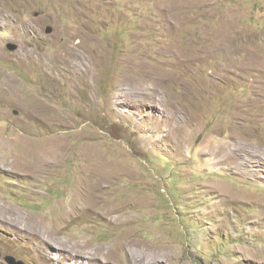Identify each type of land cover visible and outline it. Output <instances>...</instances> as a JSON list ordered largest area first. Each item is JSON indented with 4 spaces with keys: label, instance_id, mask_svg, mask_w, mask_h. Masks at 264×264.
<instances>
[{
    "label": "rangeland",
    "instance_id": "rangeland-1",
    "mask_svg": "<svg viewBox=\"0 0 264 264\" xmlns=\"http://www.w3.org/2000/svg\"><path fill=\"white\" fill-rule=\"evenodd\" d=\"M0 250L264 264V0H0Z\"/></svg>",
    "mask_w": 264,
    "mask_h": 264
},
{
    "label": "bare ground",
    "instance_id": "bare-ground-1",
    "mask_svg": "<svg viewBox=\"0 0 264 264\" xmlns=\"http://www.w3.org/2000/svg\"><path fill=\"white\" fill-rule=\"evenodd\" d=\"M111 197V196H110ZM109 198L106 197V195L104 193H101L100 191L97 193H92V190H87L86 192L83 193L82 195V203H79V211H84L85 209L93 214L96 215H100L98 212H100L101 210H106L108 214L113 215V213L117 211V209H111L109 206ZM111 201V200H110ZM118 203V202H117ZM115 207V206H114ZM104 213V212H103ZM106 213V212H105ZM107 215V214H106ZM105 217V215H104ZM113 217V216H112ZM115 217H117V222H122L124 221V219L121 220V216L120 215H115ZM114 217V218H115ZM118 224V223H117ZM131 233V232H130ZM132 242V238L131 236L127 233L124 236V243L123 246L121 247H125L123 248L126 252V257H129V253H128V247H130V243ZM121 243V242H120ZM124 252V253H125ZM131 258V257H130ZM129 258V259H130ZM132 260V259H131ZM129 261V260H128ZM127 261V264H129ZM133 262V261H132ZM134 264H136L134 262Z\"/></svg>",
    "mask_w": 264,
    "mask_h": 264
},
{
    "label": "water",
    "instance_id": "water-1",
    "mask_svg": "<svg viewBox=\"0 0 264 264\" xmlns=\"http://www.w3.org/2000/svg\"><path fill=\"white\" fill-rule=\"evenodd\" d=\"M47 32L48 33H51L53 32V27H48L47 29ZM0 255H2V252L0 250ZM6 261L9 263V264H27L24 260H19L17 259V257L13 256V255H7L5 257Z\"/></svg>",
    "mask_w": 264,
    "mask_h": 264
},
{
    "label": "clouds",
    "instance_id": "clouds-1",
    "mask_svg": "<svg viewBox=\"0 0 264 264\" xmlns=\"http://www.w3.org/2000/svg\"><path fill=\"white\" fill-rule=\"evenodd\" d=\"M49 27H50V26H49ZM51 27H52V26H51ZM53 30H54V28H53ZM51 33H52V32H51ZM2 255H3V254H2ZM2 255H0V256H2ZM6 256H7V255H6ZM6 256H5V257H6ZM17 259H18V258H17ZM19 260H22V259H19ZM5 261H6V259H5ZM6 262H7V261H6ZM7 263H8V262H7ZM8 264H9V263H8Z\"/></svg>",
    "mask_w": 264,
    "mask_h": 264
}]
</instances>
